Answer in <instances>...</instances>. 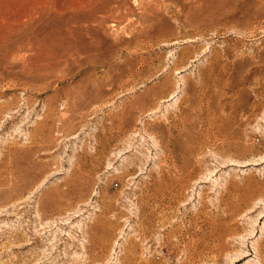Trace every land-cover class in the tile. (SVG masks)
<instances>
[{"label":"rangeland","instance_id":"rangeland-1","mask_svg":"<svg viewBox=\"0 0 264 264\" xmlns=\"http://www.w3.org/2000/svg\"><path fill=\"white\" fill-rule=\"evenodd\" d=\"M0 264H264V0H0Z\"/></svg>","mask_w":264,"mask_h":264},{"label":"bare ground","instance_id":"bare-ground-1","mask_svg":"<svg viewBox=\"0 0 264 264\" xmlns=\"http://www.w3.org/2000/svg\"><path fill=\"white\" fill-rule=\"evenodd\" d=\"M16 21V20H15ZM18 22V21H17ZM20 22V21H19Z\"/></svg>","mask_w":264,"mask_h":264}]
</instances>
